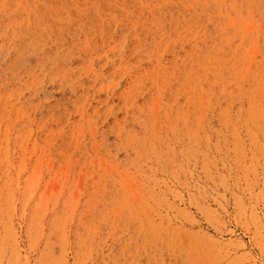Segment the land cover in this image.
Returning a JSON list of instances; mask_svg holds the SVG:
<instances>
[{
	"label": "rangeland",
	"instance_id": "obj_1",
	"mask_svg": "<svg viewBox=\"0 0 264 264\" xmlns=\"http://www.w3.org/2000/svg\"><path fill=\"white\" fill-rule=\"evenodd\" d=\"M258 123L264 0H0V264H264Z\"/></svg>",
	"mask_w": 264,
	"mask_h": 264
},
{
	"label": "bare ground",
	"instance_id": "obj_2",
	"mask_svg": "<svg viewBox=\"0 0 264 264\" xmlns=\"http://www.w3.org/2000/svg\"><path fill=\"white\" fill-rule=\"evenodd\" d=\"M233 23H234V25L236 24L235 23V21H233ZM247 33V32H246ZM26 34L29 36L28 38V40H26L25 41V46L27 47V49L28 50H30L31 51V56L32 57H34V54H37L38 52H40L41 51V49L36 45L37 43H38V35H31L28 31L26 32ZM36 34V33H35ZM206 35V38H208V34L206 33L205 34ZM192 43H193V41H192ZM34 53V54H33ZM223 64H225V62L223 61V62H219V64H218V66H220V65H223ZM249 67H250V69H251V65H249ZM216 72L215 73H218L219 75L222 73V72H220V71H218V67L216 68V70H215ZM251 73H255V72H252L251 71ZM236 74H238V72L236 73ZM252 75V74H251ZM132 80L134 81V82H140L141 81V77H138L137 75H133L132 76ZM256 106H258V104L257 103H255V105H254V107H256ZM227 120V119H226ZM225 120V121H226ZM252 122V121H251ZM259 125H258V127H259V129L260 130H264V125L263 124H260V123H258ZM181 235V234H180Z\"/></svg>",
	"mask_w": 264,
	"mask_h": 264
}]
</instances>
